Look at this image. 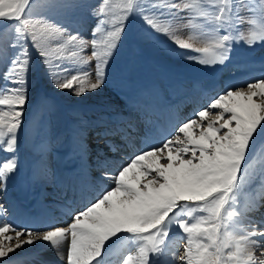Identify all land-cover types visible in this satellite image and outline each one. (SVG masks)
Here are the masks:
<instances>
[{
  "label": "snow or ice",
  "instance_id": "obj_1",
  "mask_svg": "<svg viewBox=\"0 0 264 264\" xmlns=\"http://www.w3.org/2000/svg\"><path fill=\"white\" fill-rule=\"evenodd\" d=\"M69 6L0 0V21L11 22L12 33L0 32V192L21 166L33 49L54 87L80 97L105 85L137 18L147 38L167 37L190 53L185 59L209 68L230 62L235 45L264 47V0H99L91 7L90 40L45 14ZM131 127L118 119H81L70 142L86 163L90 130L127 144ZM145 144L115 171L102 173L110 185L70 212L67 223L52 220L41 230L0 220V259L43 241L65 264H264V219L249 216L264 207V176L255 195L244 192L253 182L249 169L264 151V76L226 86L166 129L159 143ZM35 151L37 171L50 175L51 141L45 136ZM7 211L0 205V217ZM175 235L184 241L182 252L173 248Z\"/></svg>",
  "mask_w": 264,
  "mask_h": 264
},
{
  "label": "rangeland",
  "instance_id": "obj_2",
  "mask_svg": "<svg viewBox=\"0 0 264 264\" xmlns=\"http://www.w3.org/2000/svg\"><path fill=\"white\" fill-rule=\"evenodd\" d=\"M52 2L74 6L55 8L46 11V15L52 17L56 21L72 26L73 29H79L81 35L86 40L92 38V30L96 25V19L91 15V7L97 5L99 0H40L42 4ZM254 2L258 5L260 0H254ZM185 31L187 32V30ZM1 32H7L9 38H11L12 33L9 27ZM234 48L235 51L232 59L224 66L233 64V67H238L239 65H244L242 61L247 58L262 59L264 57V47L259 45L255 48H249L244 44H240L235 45ZM13 51V49H8V56H11ZM88 51H90V49ZM187 55H190V53L176 50L175 45H173L167 37L160 36L156 39L147 38L143 31V25L137 18L129 39L117 50V53L108 66L105 85L95 92H88L84 96L77 97L67 90L61 91L54 87L44 65L40 62L39 55L33 49V67L30 75L29 91L31 106L29 107L26 105L28 111L25 113V124L22 127L19 147L21 166L15 176L9 179V189L6 192H2L4 194L3 196H6L8 201L12 200V205L16 206V208L21 205L27 207L30 201L34 204L35 196H39L40 198L44 196V193L46 196H51L49 197L52 202L57 201L60 203L59 199L62 196L60 195V183L54 177L56 172L54 171L53 174L52 166L50 168V175L45 173L47 177H45L44 180L41 181L36 179L37 181L34 182L36 184L40 181V184L38 183L39 185L36 187V192L31 190H34L32 186H29V188L24 187L21 179L27 180L30 178V176L27 175L28 173L24 171L27 164L29 165V160L31 165L36 167V161L39 157H36L35 148L40 145L45 136L55 138V135L59 133L62 126L67 127L66 129H70L71 132L73 127L77 125L81 119L92 121V118L109 117L107 112H110L114 116L122 115L132 109L133 106L131 107V102L137 103V101L142 102L144 100L148 104L150 103V98L146 95L150 92L154 94L156 99L159 98L156 93L158 88L157 85L166 89L167 86L174 87L178 86V83H181L182 92L180 88H177L174 94L178 93L182 95L188 88L186 84L183 85V82L186 80L196 79L200 82L199 84H220V82H224L226 79H228L229 82L232 81L231 79H234L232 82H235L236 77L234 74L231 73L225 77L221 75V69L224 66H216L215 68L201 66L185 59ZM260 55L262 57H260ZM238 83L240 85L244 84L242 82ZM232 85L238 84L233 83ZM164 88L163 91H165ZM42 98H46L47 103L40 104ZM38 105L39 109L37 107ZM68 137L70 138V136ZM67 143L71 142L59 139L57 145L66 146ZM53 151L55 153H53V155L50 154L53 156L52 158L54 159L57 157L62 162L67 161V157L70 155L64 156L66 154L62 155V152L57 149H53L52 152ZM4 155L5 154L0 153V160L4 158ZM68 161L70 162V160ZM90 161L92 162L93 160ZM94 166L98 167L100 165L94 163ZM67 169L69 170L64 172L60 177L63 181L74 176L71 166H68ZM249 173V179L253 182L245 186V193H249L250 190L256 189L261 183V176H264V151H261L260 154L256 156L253 167L249 169ZM98 175L101 177L102 173L100 172ZM26 176L27 178H25ZM106 181L110 185L111 181ZM50 185L52 188L46 191ZM60 185L63 187L66 185V182ZM38 189L40 190L38 191ZM42 189L44 193L41 191ZM1 196L0 194V205L4 207L5 204L1 202ZM13 200H16L14 202L17 204H15ZM243 200L244 196L242 195L241 202ZM7 210V214L2 217V220L9 221L7 217H9L8 219L12 217V214L8 213L9 209ZM25 210L26 213H29L28 207L25 208ZM35 212L36 209L34 210V213ZM182 251L183 250L180 252ZM35 257L36 254L33 256L27 254L23 258L12 260V263L16 261L18 264H25L36 260Z\"/></svg>",
  "mask_w": 264,
  "mask_h": 264
},
{
  "label": "bare ground",
  "instance_id": "obj_3",
  "mask_svg": "<svg viewBox=\"0 0 264 264\" xmlns=\"http://www.w3.org/2000/svg\"><path fill=\"white\" fill-rule=\"evenodd\" d=\"M7 24L8 23H5V21H0V32L2 30L4 31V29H6L8 27ZM245 62H246V60H243L242 64L245 63ZM250 63H252V64H250V65H239L238 67H235V68H232L231 66H227L225 69H223L221 71V75L223 77H225L226 75H229L231 73L234 74V76L236 77V80H235L236 83H234V84H238V85H240L238 82H242V83H244V81L248 82V81L255 80V79L259 78L260 74L263 75V73H264V61L259 62V63H256L255 61H250ZM248 77H251V78H249L250 80L248 79ZM231 80L234 81V79H231ZM224 81H226L227 83H231L232 82V81L229 82L228 79H226ZM183 83L184 84L187 83L188 86L190 85L189 87H191V88H189V87L187 88L186 94L188 95V97L186 98L185 103H188V106H198V107L202 106V103L200 102V99H199V94L196 93V91H195L196 87H194L195 85H197V83L192 82V81H185ZM224 88H225L224 82H220V84L218 86H216V87H215L214 84H211V85L208 84V85L204 86L203 88H201L200 91L202 93V96L206 100L205 103H204V106L206 105L207 100H208V97H206V94L212 93L215 90H217V93H219V92L223 91ZM149 94H151V97H153V99H155L154 103H156L157 107H159L161 105L160 101H159V98L156 99L154 94L151 93V92ZM142 103L144 104L146 102H141V101H137V103H132L131 102L130 105H131V107L133 106L134 109L132 107V109L130 110L128 115H126L124 117H120V118H122V120H127V121H124V122H120L122 127H127L129 124L132 126L130 131H131V134H134V135H131V136H133L132 138H133L134 142L136 141V139H138L140 137V135H141L140 132H142V133L145 132L144 136H146V135L149 134V133H146V132H149V130H150L148 125H144L146 123H145L144 119H142L143 115L146 114V112H142L140 110V108H138V107H140V104H142ZM157 110L160 111L161 109L157 108ZM165 113H166V116L164 117V122L170 124L171 122L174 121V117L172 115H174L175 113H173V112H165ZM182 120H186V118L185 117H181L179 119V122L182 121ZM66 128L67 127H65L63 133L57 138L58 140L56 139L57 141L56 140L51 141V142H54V143H51V151L48 153V164H49V167L51 168V166H52L53 174H54V171L56 172V175L54 177L58 180L59 183L63 184L62 183L63 180L60 177H61V175L64 172H67L69 170V169H67L68 166H71V170L74 172L76 177H80L83 173L86 172L83 167H86V164L88 166L89 160H93L92 163L97 164L98 162H96V161L98 159L99 160L98 164L101 167H103V166L107 167V168H105V170H107V171H109V170L115 171V169L118 167V163H121L122 161L123 162L125 161L124 157H121L122 160H116V162H118V163L109 161V159L110 160L111 159L112 160L120 159V156L118 155L120 153V149L118 148L119 143L117 142V140L118 139L120 140V138H118V137L110 138L111 142L114 143V144L116 143L117 146H108L110 143L107 144L105 140L101 141V138H97L98 137L97 135H96V140L94 142V140H92V137H93L92 134L93 133H91L88 136V145H89V155L87 157L88 161L86 163H83L81 161V159L79 158V156L73 151V146H72L71 143H67L66 146L57 145V142L59 141V139H64V141H66V142L71 140V132L68 131ZM94 131H96V130H94ZM153 134L154 135L151 138L149 136H147V138H150L151 142H152V140H156V138H158V134L157 133H153ZM68 136H70V138ZM144 136H143V139H144ZM55 141H56V143H55ZM156 142L157 141H154V143H156ZM124 145H125V143H124ZM98 147H100V148H98ZM112 147H114V148H112ZM143 147H146V145H144L143 140H142L141 147L140 148H136V152H138ZM53 149L54 150L57 149V150L61 151L62 155L66 154L64 156H68L70 154L67 157V161L62 162L57 157H55L53 159L52 158L53 156H51V155H53V153H55L54 151L52 152ZM99 150L101 151V153H104L105 156H100L101 153L99 152ZM108 151H110L111 153H113L115 155H112ZM36 157H38L37 154H36ZM126 159L129 160L128 157ZM68 160H70V162ZM109 168H111V169H109ZM24 171L28 173L27 175H29L30 178L27 179V180L22 178L21 179L22 180V184H24V187H27V188H29V186L30 187L32 186V188L34 187V190L33 189H31V190L36 192V187L40 184L39 183L40 181H38L39 184L38 183L35 184L34 182L37 181V180H41V181L44 180L45 177H47L46 174L43 173V172H38L36 170V167H33L31 165V163H29V165L27 166V169L26 170L24 169ZM53 174H52V176H53ZM23 175H25V174H23ZM25 178H27V176ZM97 178L101 179L100 177H97ZM65 182H66V185L63 186V187H66V191L69 192V194L67 196L70 197L71 194H75V193H73V192H75V190L73 189L74 182L72 180H66ZM47 183H49V182H47ZM48 187L49 188H47L46 191H48V189L50 190L52 188L51 185L48 186ZM8 189L9 188L7 186V190ZM96 189H98V187H96ZM39 190L40 189H38V191ZM41 191L44 193L43 189ZM85 193H86V189H85ZM0 194L2 195L1 196V202L3 204H5L4 208L9 209L8 213L12 214L11 216L13 218H17L18 215H17L16 206L12 205V202L10 200H9L10 201L9 202L6 199V196H3L4 194L2 192H0ZM49 196H46V194L44 193V196L42 197V200L45 203H48L49 205H52L53 202L50 199L51 196L50 197ZM34 200H36V196H35ZM242 203H243V201H242ZM27 206L32 207L33 206L32 202L30 201V204L27 205ZM73 208H74V211L78 210V207H76V206H74ZM19 209L21 210L20 214L25 210L23 205H21L19 207ZM57 212H58L57 215H59V216L56 219L58 220V222L60 224H65L68 221H70V219H71L70 215H66L65 213H61L59 211H57ZM250 214L252 215L251 217H253L256 221L262 220V219H264V207H261L259 209V211H255V213L252 212ZM0 220H2V217H0ZM49 221H52V220L48 219V222ZM45 226L46 225H42L41 227L33 226L30 229H36V228L40 229V228H44ZM257 226L260 227V225H257ZM8 235H14V234L13 233H8ZM176 240H178V245H174L173 248H174L175 251H179L180 252L181 250H183L182 245H183L184 241L182 239H180V238H177ZM180 244H182V245H180ZM176 246H178V247H176ZM180 248H181V250H180ZM61 251H63V246H62ZM27 254H31L32 256L36 254V257H35L36 260H34L32 262H27L25 264H45V263L46 264H65V261L61 260L60 257L57 255V252L54 249H52L51 247H49L47 244H45V242H43V241H37L33 245H24L23 248L17 249L15 252L10 253L8 257L0 259V264H3V263L18 264L16 261H13V263H12V260L17 259V258H23Z\"/></svg>",
  "mask_w": 264,
  "mask_h": 264
},
{
  "label": "water",
  "instance_id": "obj_4",
  "mask_svg": "<svg viewBox=\"0 0 264 264\" xmlns=\"http://www.w3.org/2000/svg\"><path fill=\"white\" fill-rule=\"evenodd\" d=\"M5 23H8L7 26H9L11 22H7V21H5Z\"/></svg>",
  "mask_w": 264,
  "mask_h": 264
}]
</instances>
